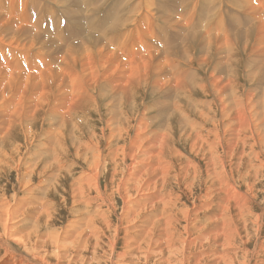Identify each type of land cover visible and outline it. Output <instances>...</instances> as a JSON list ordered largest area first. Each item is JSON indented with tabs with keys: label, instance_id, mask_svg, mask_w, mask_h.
Here are the masks:
<instances>
[{
	"label": "bare ground",
	"instance_id": "bare-ground-1",
	"mask_svg": "<svg viewBox=\"0 0 264 264\" xmlns=\"http://www.w3.org/2000/svg\"><path fill=\"white\" fill-rule=\"evenodd\" d=\"M4 1L0 264H264V24L250 0L232 3L242 16L247 3L246 23L224 30L221 14V43L208 45L186 16L183 51L139 62L147 44L126 46L143 17L154 19L145 0H41L59 6L54 20L50 4ZM197 122L219 133L204 136Z\"/></svg>",
	"mask_w": 264,
	"mask_h": 264
},
{
	"label": "rangeland",
	"instance_id": "rangeland-1",
	"mask_svg": "<svg viewBox=\"0 0 264 264\" xmlns=\"http://www.w3.org/2000/svg\"><path fill=\"white\" fill-rule=\"evenodd\" d=\"M25 0H23L22 2H24ZM34 1V0H33ZM33 1L32 0H27L26 2H29V3H33ZM38 1V3L39 4H43V2L41 1V0H37ZM103 0H100V2H102ZM116 1H118V0H111V5L110 6H112V5H114L115 6V4H117V3H115ZM136 0H134V1H132V2H126V4L124 5V4H121V6H120V9L123 7V5L125 6V8H130L131 6H133L132 4L135 2ZM173 1V2H172ZM175 1H177L176 3H175ZM190 1V2H189ZM2 2H5L4 0H2ZM85 2H86V0H85ZM145 2H146V4H147V6H146V4H142V6H144V8L146 9V7H147V9H148V11H151L152 12V16H153V18L154 19H152V18H150L151 16L150 15H148L147 17H143V20L141 19L140 20V22L138 23V24H140L141 22L143 23H141V25H137V26H135L134 28H132V31L130 32V33H132V36H130L127 40L128 41H130V39L132 38V40H131V43H129V45H127L126 46V50H130L131 48H129L130 47V45H131V47H132V51H137L138 50V46L139 45H145V44H147V45H145L146 46V49H147V51H146V53H145V55H141L139 58L141 59H139L138 58V61H136V62H139V61H144L146 58H149V57H155L156 58V61H157V59H158V61H166V60H162V59H164V57H166V52H176V51H183L184 50V48H185V46H186V39H187V36H189V33H187V31L188 32H190V33H192L193 31H196L197 32V35H199V36H201L203 39L205 38L206 40H207V44L209 45V40L211 41V40H213V39H218V41H220V43H221V14H222V16H223V18H222V23L224 24V30H227V29H229V26L230 25H235V24H238V23H246V21H247V17H246V15L248 14V12H246L244 9L246 8V6H247V3H244L245 5H240V7L242 8V10L241 11H243L244 12V14H245V16H242V15H240L238 12H236L235 10V7H233V0H225V1H223L222 0V3H223V5L221 6V0H196V1H192V0H166V4H168V13H164L163 12V10H161L160 8H159V6L160 5H163L165 2H163V1H161V0H145ZM171 2V3H170ZM192 2H193V8H192V6H191V8H190V6H189V4L190 5H192ZM198 2V3H197ZM227 2V3H226ZM238 2V0H236L235 1V3L237 4V5H239V3H237ZM250 2V5L252 4L253 5V8H254V13H255V17H251V18H253L254 19V24H256L257 26H263V22H264V10L262 9L263 7H264V0H250L249 1ZM19 3H21V2H19ZM31 3V4H32ZM44 3H46V4H50L48 7H46V9H45V12L47 13H49V14H53V16H52V20H54V18H56V17H58V16H56V14L57 13H59L57 10H59V8H56V7H59V6H56V4H52V3H47V2H44ZM129 3V4H128ZM16 4V3H15ZM24 4H25V2H24ZM86 4L88 5V3L86 2ZM128 4V5H127ZM262 6H261V5ZM21 5V4H20ZM83 5V3L82 2H79V6H82ZM89 5H91V4H89ZM88 5V6H89ZM100 4H97L96 6H99ZM177 5V6H176ZM251 5V6H252ZM54 6V7H53ZM109 6V7H110ZM129 6V7H128ZM146 6V7H145ZM175 6V7H174ZM183 6H186V7H183ZM256 6V7H255ZM13 9H15V11L14 12H18L20 9L16 6V5H12L11 6ZM91 7L92 8H94V6H92L91 5ZM108 7V8H109ZM194 7L195 8H197L196 10H195V13H194V11H192L193 9H194ZM209 7V8H208ZM248 7V6H247ZM50 8V9H49ZM51 8H53V9H51ZM101 8H103V7H99V10L100 11H98V16L101 18V16H102V22H103V20H104V18H105V15H104V13H105V11L104 10H101ZM108 8H107V10H108ZM173 8V9H172ZM215 8H216V10L218 11V12H220L219 14H218V12L215 10ZM257 8V9H256ZM82 9V12H80V13H85L84 11H86V7L85 8H81ZM119 9V10H120ZM175 9V10H174ZM260 9V10H259ZM262 9V10H261ZM28 15H30V16H32L31 17V20H35V19H40V17L39 16H41V12H43V10L42 11H40V13H39V11H30V8H28ZM46 10H48V11H46ZM214 10H215V12H214ZM52 11V12H51ZM154 11V12H153ZM158 11V12H157ZM57 12V13H56ZM119 12V11H118ZM184 12V13H183ZM211 12V13H210ZM217 12V13H216ZM45 13V14H46ZM54 13H56V14H54ZM192 13H194V14H192ZM213 13V14H212ZM262 13V14H261ZM155 14V15H154ZM164 14V15H163ZM183 14V15H182ZM187 14V15H186ZM210 14V15H209ZM217 14V15H216ZM0 15H1V17H3L5 20H6V18H5V16H4V14L3 13H0ZM168 17H167V16ZM179 15L180 16H184L185 17V22H183V23H181V21H179L178 19L179 18H177V17H179ZM164 16V17H163ZM189 17V20L190 19H192L191 20V22L193 21V23H194V25H195V29H193V31L190 29H188V26H187V24H186V22L188 21L187 19V17ZM218 16V18H216ZM220 16V17H219ZM44 17H46V16H44ZM207 17H208V19H207ZM216 19H215V18ZM144 18H146V19H144ZM147 18H148V20H147ZM159 18V19H158ZM220 18V19H219ZM44 19V18H43ZM151 19V20H150ZM160 19H162V21H160ZM167 20L168 22V24L164 21V20ZM170 19V20H169ZM175 19V20H174ZM12 22H13V20L12 19H10ZM177 20V21H176ZM217 20H219V21H217ZM224 20V21H223ZM8 21H9V19H8ZM49 21V20H48ZM144 21V22H143ZM147 21V22H146ZM152 23H150V22ZM10 22V21H9ZM101 22V23H102ZM146 22V23H145ZM191 22H189L188 24L190 25V23ZM14 23V22H13ZM49 23V22H48ZM148 23V24H147ZM10 24H11V28L13 29V31L11 32V33H9V35L11 34L12 35V33L14 32L15 33V31L17 30V28H16V26L15 25H13L11 22H10ZM15 24V23H14ZM146 24V25H145ZM154 24V25H153ZM178 24V25H177ZM13 25V26H12ZM25 26L27 27V29L28 28H33V29H35L34 28V26H33V24L31 23V21L30 20H27L26 21V23H25ZM43 26L46 28V29H48V27H50V26H52V24H48L47 25V23H43ZM142 26V27H141ZM148 26V27H147ZM150 26V27H149ZM155 26V27H154ZM178 26H181V27H178ZM186 26V27H185ZM220 26V27H219ZM137 27V28H136ZM183 27H185V28H183ZM15 28V29H14ZM149 28H151V29H149ZM154 28V30H153V32L151 31L152 29ZM183 28V29H182ZM54 29V26L52 27V30ZM147 30V31H145V30ZM205 29H207L206 30V32L207 33H209L208 35H205L204 33H203V30H205ZM133 30H135V32L133 31ZM136 30H138V31H136ZM144 30V31H143ZM208 30H210L209 32H208ZM212 30V31H211ZM4 31H5V29H4ZM25 31H28L29 33L30 32H35V30L34 31H29V30H26L25 29ZM25 31H24V33H25ZM48 31V30H47ZM142 32V34L140 33V32ZM185 33H184V32ZM217 31H218V35H217ZM135 34H134V33ZM136 32H138V33H136ZM211 32V33H210ZM216 33V34H215ZM26 34V33H25ZM126 34H128V33H124V35H126ZM152 34H153V36H152ZM151 35V36H150ZM155 35V36H154ZM173 35V36H172ZM187 35V36H186ZM46 36V35H45ZM217 36V37H216ZM46 37H49V36H46ZM96 37V36H95ZM151 37H153V38H151ZM134 38V39H133ZM173 38V39H172ZM99 39V38H98ZM138 39H140V40H138ZM172 39V40H171ZM177 39H178V41H177ZM119 40H123V39H121V35L119 34ZM133 40H134V43H132L133 42ZM138 40V41H137ZM144 40V41H143ZM143 41V42H142ZM162 41V42H161ZM170 41V42H169ZM173 41V42H172ZM177 41V42H176ZM135 42H136V44H135ZM142 42V43H141ZM145 42V43H144ZM158 42H161V43H158ZM179 42V43H178ZM55 43H57V41H52V43L50 44L51 46H53V44H55ZM140 43V44H139ZM175 43V44H174ZM2 44H4V42L2 43ZM121 47L122 48H125V45L123 44V41L121 42ZM138 44V45H137ZM154 44H155V46H154ZM156 44H158V45H156ZM74 45L75 46H77L78 45V47H79V41L77 42V41H75L74 42ZM150 46V50L147 48V46ZM134 46V47H133ZM152 46V47H151ZM153 46H154V48L156 49V50H154V48H153ZM158 47V48H157ZM134 49V50H133ZM137 49V50H136ZM168 49V50H167ZM208 49V48H207ZM153 50L155 51V52H153ZM158 50V51H157ZM1 52V51H0ZM153 54H152V53ZM38 53H40V54H42V53H46V50H39L38 51ZM1 55V57H2V59L4 60V58H5V53L3 54V52H1L0 53ZM11 53H9L8 55L9 56H11L10 55ZM149 55V56H148ZM155 55V56H154ZM165 55V56H164ZM144 56V57H143ZM1 57H0V61H3L2 59H1ZM161 57V58H160ZM144 58V59H143ZM220 58H221V56H220ZM13 59H15L16 61H18V57H15V58H13ZM13 59H10L11 61H13ZM161 59V60H160ZM10 60H8V61H10ZM221 60V59H220ZM224 61H220V64H221V66H223V65H228V64H231V62L230 61H227L226 59H223ZM4 61H7V60H4ZM19 63L23 66V67H25L26 66V61H20V59H19ZM228 67V66H227ZM17 70V71H16ZM15 72H16V74H19V73H21L22 74V72H20L18 69H15ZM18 72V73H17ZM24 72H25V70H24ZM184 81H186L187 82V80L186 79H184ZM171 89H173L174 90V88L172 87ZM255 93H257V92H255ZM145 96V95H144ZM146 97V96H145ZM200 97V99H202L203 100V96L202 95H200L199 96ZM210 99H212L211 97H209L207 100H210ZM147 101L149 100V99H146ZM191 104H193V103H191ZM208 104V102H205V103H202V105H197V104H193V106H200V107H204V106H206ZM167 105H170V106H173L174 105V103H173V105H172V103H170V102H165V101H163V103H161V105L160 106H167ZM159 106V107H160ZM164 108H167V107H164ZM5 111H6V109H5ZM9 113V112H8ZM7 113V114H8ZM90 120L91 121H93V122H95L94 123V125H96V126H98L99 127V119L98 118H95V117H93V119H91L90 118ZM89 120V121H90ZM184 121L185 122H187L188 123V121L187 120H183L182 121V125L185 127V124H184ZM197 126L199 127V130H200V132L204 135V136H214V135H217L219 132L218 131H214V129L212 128V127H209V126H207V124L205 123V122H197ZM149 137V136H148ZM140 138V137H139ZM145 142V139H142V143H144ZM133 143H134V145H136L137 147V149L139 148V145H138V142L137 141H133ZM209 144H210V140H209ZM177 145V144H176ZM166 163V162H165ZM234 167L236 166V164H237V161H235L234 162ZM158 165L160 166V161H158ZM80 170H82V169H80ZM83 171V170H82ZM139 180V179H138ZM11 187L13 186V184L12 183H9V180L8 179H6L5 180ZM137 182V181H136ZM131 185H135V182L134 181H132L131 182ZM168 189H169V191L167 192V194H168V199L171 201V202H173V203H175L176 204V207L177 208H180V205H179V203H177L176 201H175V198L172 196L173 194H174V196L176 197V194L178 195L179 194V192H180V190L179 189H177V188H175L172 184H171V182H170V184H169V186L167 187ZM197 190H198V187H197ZM263 190H264V187L262 188V187H259V191H258V195H259V198L261 199L262 198V200L264 199V192H263ZM165 191V190H164ZM163 191V192H164ZM153 197H155V195H153ZM209 196H206L205 198H208ZM200 199H201V197H200ZM260 199H259V201H260ZM220 200H221V196H220ZM222 201V200H221ZM221 201L218 203V205H217V209H218V211H219V219L221 218ZM138 206H140L142 209H144L145 210V214H147L146 213V208H147V205H146V203L145 202H139L138 203ZM169 214V213H168ZM161 217L163 218L164 217V215L163 214H161ZM115 218V217H114ZM219 227H220V231H221V225H219ZM160 235V234H159ZM263 238H264V236H263ZM195 255V254H194ZM190 256H192V255H190Z\"/></svg>",
	"mask_w": 264,
	"mask_h": 264
}]
</instances>
